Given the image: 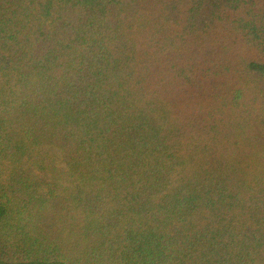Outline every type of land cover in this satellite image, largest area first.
I'll return each mask as SVG.
<instances>
[{
  "label": "trees",
  "instance_id": "obj_1",
  "mask_svg": "<svg viewBox=\"0 0 264 264\" xmlns=\"http://www.w3.org/2000/svg\"><path fill=\"white\" fill-rule=\"evenodd\" d=\"M0 264H264V0H0Z\"/></svg>",
  "mask_w": 264,
  "mask_h": 264
}]
</instances>
